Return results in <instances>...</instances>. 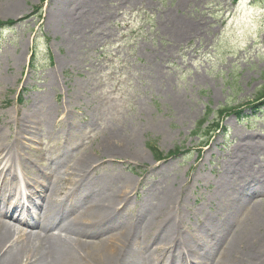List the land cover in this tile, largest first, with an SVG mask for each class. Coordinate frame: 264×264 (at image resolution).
Segmentation results:
<instances>
[{
  "label": "rangeland",
  "instance_id": "obj_1",
  "mask_svg": "<svg viewBox=\"0 0 264 264\" xmlns=\"http://www.w3.org/2000/svg\"><path fill=\"white\" fill-rule=\"evenodd\" d=\"M19 1V14L4 17L7 0H0V130L6 142L12 141L16 127L7 122L17 112L48 121L43 143L32 146L39 152L24 148L31 164L27 177L35 180L38 169L46 171L62 155L59 143H66L68 160L58 170L80 156L94 160L83 187L114 170L131 178L135 192L94 229L93 239L139 222L138 211L146 219L154 214L151 206H158L165 183H189L186 207L175 208L178 216L169 225L194 229V209L213 219L218 202L210 208L209 199L223 185L217 175L236 151L239 136L264 141V0H99L100 8L85 11V25L71 36L57 25L47 26L53 0ZM185 25L189 37L179 40L178 28ZM67 53L70 65L61 71L59 62ZM67 99L72 109L63 113ZM72 127L77 138L65 133ZM48 131L53 135L47 137ZM114 133L136 135L143 161L102 153ZM250 170L256 182L264 183V147L252 157ZM230 179L233 188L226 199L256 191L253 178ZM250 203L260 204L264 213V192ZM242 221L243 214L237 223ZM155 232L146 253L162 244L163 235ZM168 242L160 246L170 252L161 264H171Z\"/></svg>",
  "mask_w": 264,
  "mask_h": 264
},
{
  "label": "bare ground",
  "instance_id": "obj_2",
  "mask_svg": "<svg viewBox=\"0 0 264 264\" xmlns=\"http://www.w3.org/2000/svg\"><path fill=\"white\" fill-rule=\"evenodd\" d=\"M100 6L99 0H53L52 8H47V26H59L65 36L79 34V28L85 25L86 17L82 14L97 11ZM20 9L19 0H7L1 10L4 17H10L19 14ZM74 20L80 23L70 27ZM186 37H189L188 26L179 27L177 38ZM69 51L73 53L71 48ZM69 57L67 53L59 62L61 71L69 67ZM154 74L158 76V71ZM68 100L63 113L72 109ZM67 117L68 113L65 121ZM7 123H13L16 128L9 143L0 130V264H161L162 256L170 253L160 247L167 241L173 247L171 264H196L193 261L198 257L204 259L201 264H264V213L260 211V204L250 203L255 194L264 192V183L256 182V175L250 170L251 159L263 149L264 141L254 142L252 138L239 136L236 151L229 155L223 172L217 175L223 185L209 199L210 208L213 202H218L213 207V219L194 209L190 215L196 225L194 229L184 226L175 229L169 225L171 217L178 216L175 208L186 207L183 194L186 195L189 183H179V186L165 183L161 185L163 193L157 199L158 206H151L154 214L146 219L138 211L139 222H132L109 237L93 239L94 229L123 206L135 192L136 183L114 170L83 187L81 183L94 160L80 156L72 166L58 170L68 160L66 143L58 145L62 155L52 160L46 171L38 169L32 180L27 177L31 164L24 148L33 151L34 144L43 143L46 137L42 130L48 121L36 113L17 112ZM154 128L161 131L158 125ZM65 133L77 138L78 131L65 128ZM49 135L53 134L48 131ZM106 140L102 153L119 154L132 161L145 158L136 135L124 137L114 133ZM26 142L31 145L28 147ZM240 151L245 155L240 156ZM36 152L39 150L33 151ZM232 176L253 178L256 191L245 190L226 199L233 188ZM143 198L148 201L147 195ZM242 214L245 221L241 225L237 219ZM153 232L164 238L153 252L146 253L145 245Z\"/></svg>",
  "mask_w": 264,
  "mask_h": 264
},
{
  "label": "trees",
  "instance_id": "obj_3",
  "mask_svg": "<svg viewBox=\"0 0 264 264\" xmlns=\"http://www.w3.org/2000/svg\"><path fill=\"white\" fill-rule=\"evenodd\" d=\"M206 122V121H205ZM205 122H202L199 129H202V127L205 125Z\"/></svg>",
  "mask_w": 264,
  "mask_h": 264
}]
</instances>
